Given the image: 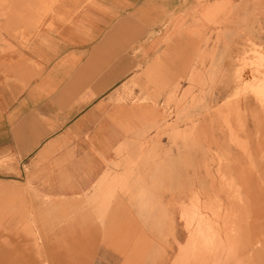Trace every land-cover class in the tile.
Here are the masks:
<instances>
[{
  "label": "crops",
  "instance_id": "obj_1",
  "mask_svg": "<svg viewBox=\"0 0 264 264\" xmlns=\"http://www.w3.org/2000/svg\"><path fill=\"white\" fill-rule=\"evenodd\" d=\"M228 1L0 0V177L51 199L64 226L51 239L69 242L59 264L163 258L172 222L149 211L165 192L150 184L165 176L155 138L197 58L199 14ZM235 184L264 210V193L253 202ZM260 225L264 242V213Z\"/></svg>",
  "mask_w": 264,
  "mask_h": 264
},
{
  "label": "rangeland",
  "instance_id": "obj_2",
  "mask_svg": "<svg viewBox=\"0 0 264 264\" xmlns=\"http://www.w3.org/2000/svg\"><path fill=\"white\" fill-rule=\"evenodd\" d=\"M198 24L197 58L183 70L181 99L155 138L165 136V176L151 177L150 184L164 181L165 192L158 197L163 209L149 211L172 222L165 226V249L160 248L163 258L157 264L188 263L195 248L191 235L197 228V206L205 205L203 212L212 218L213 210H223L219 204H235L231 179L248 192L255 190L253 202L264 193V93L251 91L264 86V0L215 4L208 14H199ZM206 28L212 31H201ZM199 191L207 202L197 201ZM0 192L3 253L13 255L10 259L15 255L17 264H59L58 254L69 257V242L51 239L64 226L53 223L50 198L6 177H0ZM157 195L150 193L151 206L157 205ZM230 207L234 216H227L225 224L231 225L237 211ZM241 217L244 229L247 216Z\"/></svg>",
  "mask_w": 264,
  "mask_h": 264
},
{
  "label": "bare ground",
  "instance_id": "obj_3",
  "mask_svg": "<svg viewBox=\"0 0 264 264\" xmlns=\"http://www.w3.org/2000/svg\"><path fill=\"white\" fill-rule=\"evenodd\" d=\"M251 91L254 95H262L264 93V86L259 85L252 88ZM230 183L235 185L233 188L235 191V195L233 196L235 204L232 202L230 207L228 203V206L225 207L221 203L218 206L223 210L226 209V211L217 212L213 210L214 216L211 218L202 210V207H206L205 205L199 204L197 206V228H195L196 231L191 235V239L195 241V248L192 249L193 254L189 255L190 258H188V263L186 264H259V261L262 263L264 259V253H262L264 252V242H259V240H255L254 238L263 230V228L257 230L255 224L259 223L258 225H260V217L264 213V210L256 208L257 206L253 203L251 204L247 197L240 195L233 179L230 180ZM196 197L198 202L204 201L200 193H197ZM232 206L236 207L237 214L233 219V224H225L227 216L231 218L234 216L227 211L228 207L232 208ZM242 214H246L247 216V227L244 229L240 223ZM224 236H237V240L228 243L229 241L225 240ZM256 243L257 245L259 244L260 248L255 253H251V248ZM11 256L13 255L3 253L0 246V264H17L15 260L16 256L14 255L10 259Z\"/></svg>",
  "mask_w": 264,
  "mask_h": 264
}]
</instances>
